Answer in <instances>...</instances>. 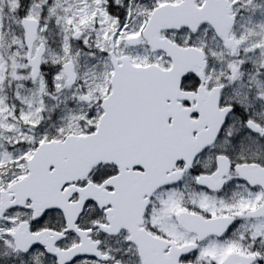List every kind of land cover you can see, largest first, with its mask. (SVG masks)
Instances as JSON below:
<instances>
[{"label":"snow or ice","instance_id":"1","mask_svg":"<svg viewBox=\"0 0 264 264\" xmlns=\"http://www.w3.org/2000/svg\"><path fill=\"white\" fill-rule=\"evenodd\" d=\"M0 264H264V0H0Z\"/></svg>","mask_w":264,"mask_h":264}]
</instances>
